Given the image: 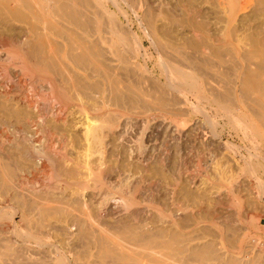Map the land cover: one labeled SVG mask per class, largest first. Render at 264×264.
Segmentation results:
<instances>
[{
  "label": "rangeland",
  "instance_id": "374dc122",
  "mask_svg": "<svg viewBox=\"0 0 264 264\" xmlns=\"http://www.w3.org/2000/svg\"><path fill=\"white\" fill-rule=\"evenodd\" d=\"M0 1V24L9 33L23 26L41 33L49 25L46 32L55 29L60 40L55 34L65 35L66 26V35L75 32L62 19L72 12L67 0L40 1L36 11L31 2ZM75 1L82 15L102 16L99 27L108 32L99 66L120 83L128 79L116 43L134 71L135 112L116 121L101 180H89L93 188L85 192L60 190L99 213V227L118 231L119 254L129 256L67 254L70 263L264 264V0H87L91 7ZM113 29L127 36V46ZM76 32L73 40L80 39ZM168 69L192 77V86L170 87ZM82 221L68 231L84 229ZM201 249L209 252L204 259L194 255ZM31 250L16 264H45L53 255L50 246Z\"/></svg>",
  "mask_w": 264,
  "mask_h": 264
},
{
  "label": "bare ground",
  "instance_id": "6f19581e",
  "mask_svg": "<svg viewBox=\"0 0 264 264\" xmlns=\"http://www.w3.org/2000/svg\"><path fill=\"white\" fill-rule=\"evenodd\" d=\"M40 1L47 3L49 0H22L27 5L31 2L33 8ZM85 1L91 7V2ZM2 2L5 4L7 0ZM67 2L71 3L72 12L71 15L69 12L66 15V11V17L62 16V19L76 28L73 32L80 31L76 32L80 39L73 40L75 32L72 33L73 38L69 35L73 28L66 35L67 26L65 30L60 27L65 33L61 36L58 25L62 23L58 20L60 24L57 25L54 21L56 19H53L54 25L58 27L55 35L60 40H57L54 38L55 29L53 34L46 32L51 23L47 17L41 19H44L43 23H48L45 24L47 27H42L41 33L29 30V27V31L25 30V26L21 31L15 29L17 32L9 33V26L5 29L8 24L5 28L0 24V61L7 64L5 66L0 63V264L12 261L16 264L22 255L25 256V252L34 248L42 250L46 246L52 247L53 255L47 263L42 258L45 264H71L67 254H73L74 259L88 258L91 255L100 257L99 259H116L121 255L118 247L120 238L116 234L118 231L109 232L106 229L107 232L99 227V213H90L80 198L68 197L60 190L70 188L84 191L90 189L89 184L92 185L89 180L95 181L93 185L101 180L106 159L110 156L106 147L114 138L116 121L124 116L131 117L135 112L132 82L134 71L127 67L128 61L122 59L116 43L115 55L119 62L126 64L128 79L124 83L123 77L120 83L116 79L118 74L115 75L116 80L114 74H110L113 72L110 67L109 73L102 65V68L99 66L101 60L98 61V57L105 58L102 49H105L103 44L107 40L104 35L107 30L99 27L98 21L102 16L96 15L91 20L92 16L90 18L85 15L88 16L86 18L81 14L84 11H79V7L76 8L78 11L74 8L72 0ZM60 5L62 4H59V9H62ZM37 8L38 6L35 11ZM40 10L42 9L38 13L42 12ZM55 10L56 8L53 13ZM39 17L36 16L35 19ZM49 28L52 29L51 26ZM110 34L115 35L118 44L127 46L129 40L127 41L124 33L120 34L113 29ZM64 36H70L72 40ZM111 49L113 50L112 47ZM8 67L11 68L9 75ZM169 70L170 87L176 88L183 84L192 86V77L179 70ZM124 73L123 76L126 75ZM89 194L91 198L92 192ZM80 218H83L86 227L75 233L69 232L68 226L74 225ZM134 236L135 234L133 238ZM72 244L79 245V248L76 249ZM207 254L208 249L194 253L201 259L207 257ZM36 263L40 262L36 260ZM92 263L96 264L98 261Z\"/></svg>",
  "mask_w": 264,
  "mask_h": 264
}]
</instances>
